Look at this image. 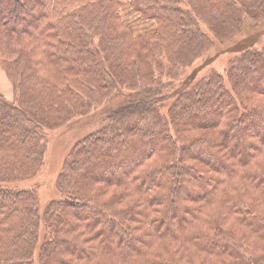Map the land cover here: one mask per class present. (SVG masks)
Segmentation results:
<instances>
[{
  "label": "trees",
  "instance_id": "obj_1",
  "mask_svg": "<svg viewBox=\"0 0 264 264\" xmlns=\"http://www.w3.org/2000/svg\"><path fill=\"white\" fill-rule=\"evenodd\" d=\"M246 18L264 0H0V264H264V49L166 92ZM125 91L42 212L14 184L42 168L44 130Z\"/></svg>",
  "mask_w": 264,
  "mask_h": 264
},
{
  "label": "rangeland",
  "instance_id": "obj_2",
  "mask_svg": "<svg viewBox=\"0 0 264 264\" xmlns=\"http://www.w3.org/2000/svg\"><path fill=\"white\" fill-rule=\"evenodd\" d=\"M36 21L37 18H32V22ZM17 27L19 28L20 25ZM249 48L264 49V19L256 21L246 18L242 32L234 40L223 44L215 41L212 49L198 58L190 67L180 71L178 79L173 82L172 89H166V92L170 93L174 88L184 89L185 86L191 85L211 72L226 75L230 61L241 51ZM1 71L3 70L1 69ZM5 80L7 83L4 89L6 93L11 95L10 100L14 101L15 93L13 87L7 77H5ZM254 86H260V84ZM134 96V93L125 91L122 95L108 101L105 105L93 109L87 115L75 117L68 123L55 129L44 130L46 152L42 168L31 179L15 183L14 186L35 189L41 211L43 212L49 203L61 198L57 181L67 157L70 155L74 146L107 124L111 111L114 112L131 105L132 102H129L133 100L132 98ZM170 102L167 104H170ZM162 111L163 113L165 112L164 110ZM189 121L196 122L198 118L192 117ZM207 122L210 123L209 120ZM201 156L205 157L204 154ZM127 166H131V164ZM92 171L103 176L113 177L116 175L112 172L104 173L102 172L103 169L100 168ZM45 235L46 232L42 226L41 242L45 239ZM60 246H65V243H61ZM58 257H60V253H56L55 255V258Z\"/></svg>",
  "mask_w": 264,
  "mask_h": 264
},
{
  "label": "crops",
  "instance_id": "obj_3",
  "mask_svg": "<svg viewBox=\"0 0 264 264\" xmlns=\"http://www.w3.org/2000/svg\"><path fill=\"white\" fill-rule=\"evenodd\" d=\"M1 69H2L3 72H4V76L7 77V79H9L8 76H7V74H6V72H5V70H4L3 68L0 67V71H1ZM9 82H10L11 86L13 87V84H12V82L10 81V79H9ZM6 83H7L6 80H5L4 78H1V72H0V93H2V94L5 96V98H6L7 100L12 101V100H10V99H11V95H9L8 93H6V91H5V89H4ZM13 90H14V89H13Z\"/></svg>",
  "mask_w": 264,
  "mask_h": 264
},
{
  "label": "bare ground",
  "instance_id": "obj_4",
  "mask_svg": "<svg viewBox=\"0 0 264 264\" xmlns=\"http://www.w3.org/2000/svg\"><path fill=\"white\" fill-rule=\"evenodd\" d=\"M0 72H1V78L5 79L4 72L3 71H0Z\"/></svg>",
  "mask_w": 264,
  "mask_h": 264
}]
</instances>
